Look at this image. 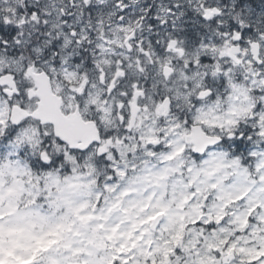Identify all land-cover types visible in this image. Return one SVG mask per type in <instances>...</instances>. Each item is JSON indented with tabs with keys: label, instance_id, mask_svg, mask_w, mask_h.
Here are the masks:
<instances>
[{
	"label": "snow or ice",
	"instance_id": "snow-or-ice-1",
	"mask_svg": "<svg viewBox=\"0 0 264 264\" xmlns=\"http://www.w3.org/2000/svg\"><path fill=\"white\" fill-rule=\"evenodd\" d=\"M0 264H264V0H0Z\"/></svg>",
	"mask_w": 264,
	"mask_h": 264
}]
</instances>
